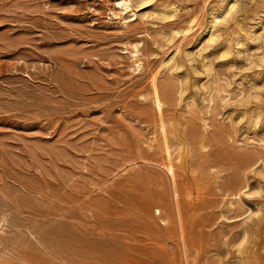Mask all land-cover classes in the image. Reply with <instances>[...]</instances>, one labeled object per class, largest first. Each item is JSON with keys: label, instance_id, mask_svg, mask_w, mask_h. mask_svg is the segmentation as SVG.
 <instances>
[{"label": "rangeland", "instance_id": "1", "mask_svg": "<svg viewBox=\"0 0 264 264\" xmlns=\"http://www.w3.org/2000/svg\"><path fill=\"white\" fill-rule=\"evenodd\" d=\"M261 57L264 0H0V264H264Z\"/></svg>", "mask_w": 264, "mask_h": 264}, {"label": "bare ground", "instance_id": "2", "mask_svg": "<svg viewBox=\"0 0 264 264\" xmlns=\"http://www.w3.org/2000/svg\"><path fill=\"white\" fill-rule=\"evenodd\" d=\"M137 1V0H136ZM140 1V0H139ZM142 1V0H141ZM139 4V3H138ZM233 5V4H232ZM231 6V5H230ZM235 6V4L233 5V7ZM232 7V8H233ZM230 8V7H229ZM227 9V8H226ZM229 10V9H228ZM236 10V9H235ZM227 14H228V12H226ZM233 14V13H232ZM226 16V15H225ZM232 17V16H231ZM230 17V19H232ZM164 18V17H163ZM226 18V17H225ZM235 18V17H234ZM229 19V18H228ZM217 20V19H216ZM227 20V19H226ZM235 20V19H234ZM233 20V21H234ZM216 22V21H215ZM214 22V23H215ZM222 22V21H221ZM222 25V24H221ZM227 25V24H226ZM256 34V33H255ZM174 35V34H173ZM213 33L210 35L211 37H209L210 39H212V37H213ZM260 35L261 34H259V37H260ZM257 36V35H256ZM258 37V36H257ZM256 38V37H255ZM214 39H215V36H214ZM169 40H171V39H169ZM211 41V40H210ZM209 41V44L211 43ZM213 41V40H212ZM224 52H226L227 53V51L225 50ZM224 52H223V54H224ZM225 53V54H226ZM191 54V53H190ZM227 54H229V53H227ZM188 56V55H187ZM192 56V55H191ZM189 57V56H188ZM225 57V56H224ZM262 58V57H261ZM264 58V57H263ZM262 58V59H263ZM194 59V58H193ZM183 60V59H182ZM193 62V61H192ZM263 63H264V61H263ZM179 67V66H178ZM198 72V71H197ZM155 78H157V77H155ZM257 83V82H256ZM225 85V84H224ZM264 87V86H263ZM263 87H262V89H263ZM162 89V88H161ZM183 89H184V86H183ZM258 90V89H257ZM222 91H223V89H222ZM221 91V92H222ZM225 92V91H224ZM256 92V91H255ZM153 93H154V100H155V103H157V106H161V104H163V103H161V92H160V87L158 86V83L157 82H154L153 83ZM258 93V92H257ZM256 93V94H257ZM258 94H261L260 92L258 93ZM261 97V96H260ZM213 98V97H212ZM257 99H258V95H257ZM245 100V99H244ZM254 100V99H253ZM256 101H258V100H256ZM238 103H239V101H237ZM246 102V101H245ZM249 103V102H248ZM237 104V103H236ZM243 105V104H242ZM257 105V104H256ZM160 108V107H159ZM260 108V107H259ZM256 124V123H255ZM254 125V124H253ZM164 126V125H163ZM162 126V127H163ZM255 126V125H254ZM163 129H164V127H163ZM164 131H165V129H164ZM174 132V131H173ZM165 139V138H164ZM261 151V150H260ZM259 151V152H260ZM258 153V152H257ZM262 153V152H261ZM253 154V153H252ZM263 154V153H262ZM262 154H260V155H262ZM262 156H263V158H262ZM262 156H260V157H258V155H257V157L258 158H256L251 164H260V166H261V164H263L264 165V155H262ZM253 157V156H252ZM252 159V158H251ZM247 164V163H246ZM248 164H249V162H248ZM250 166V165H249ZM171 167V166H170ZM257 167H258V165H257ZM171 171H172V173H174V166L172 165V167H171ZM262 173V172H261ZM264 177V176H263ZM240 179V178H239ZM236 184H238L237 182H236ZM221 185V184H220ZM248 185V184H247ZM222 186V185H221ZM233 187L235 186V184L234 185H232ZM237 186V185H236ZM239 186V185H238ZM237 188V187H236ZM239 189H237L236 191H234V189L233 188H230L229 187V191H230V193H232L231 195H233V194H239L240 192H238V191H240V187H238ZM224 189H227V188H224ZM231 189H233V191L231 190ZM227 191H228V189H227ZM259 191V190H258ZM245 193H246V191H245ZM250 193V192H249ZM254 193H255V191H254ZM227 194V193H226ZM246 195H247V193H246ZM238 197H241L240 195L238 196ZM237 197V198H238ZM248 197V196H247ZM259 199V198H258ZM239 200V199H238ZM261 200V199H260ZM233 203V202H232ZM236 203V202H235ZM244 203V202H243ZM240 204V203H239ZM234 206V208L235 207H237V206H235V205H233ZM237 208H239V207H237ZM229 209H230V207H229ZM233 209V208H232ZM242 209V208H241ZM240 209V212H241V214L243 215L244 213L242 212V210ZM236 210V215L235 216H238L239 217V214H237L238 212H239V210L238 209H235ZM249 210V209H248ZM260 210H261V207H260ZM260 210H259V213H260ZM233 211V210H232ZM244 211V210H243ZM246 211H247V209H246ZM239 212V213H240ZM235 213V212H234ZM263 214H264V212H263ZM241 216V215H240ZM232 217V216H231ZM237 217V218H238ZM242 218V217H241ZM257 218H259V217H257ZM253 219V218H252ZM251 219V220H252ZM260 220H261V218L260 219H257V220H254L255 221V223L254 224H256V225H260L259 224V222H260ZM262 223V222H261ZM256 225H255V227H256ZM263 226V225H262ZM252 228H253V225H252ZM260 228V227H259ZM249 229H251V227L249 226V227H245V229H244V233L245 234H248L247 236L249 237ZM254 229V228H253ZM262 229H263V227H262ZM252 230V229H251ZM253 231V230H252ZM251 231V232H252ZM255 231V230H254ZM260 230H257V233L259 232ZM237 233V232H236ZM235 233V234H236ZM253 233V232H252ZM251 234V233H250ZM256 234V233H255ZM255 234H253V235H255ZM240 235V234H239ZM241 235H242V232H241ZM232 236V235H231ZM238 236V235H237ZM243 236V235H242ZM236 237V236H235ZM239 237V236H238ZM246 237V236H245ZM247 237V238H248ZM243 238V237H242ZM229 239H231V238H229ZM243 239H245V238H243ZM250 239V238H249ZM234 240V239H233ZM237 240H238V238H237ZM248 240V239H247ZM260 240V239H259ZM246 241V240H245ZM231 242V241H230ZM242 242H244V241H242ZM241 243V242H240ZM262 243V242H261ZM240 245V244H239ZM251 245V244H250ZM242 246V245H241ZM238 249H239V246H238ZM246 249V248H245ZM243 258V257H242ZM247 258V257H246ZM245 260V259H244ZM258 260V259H257Z\"/></svg>", "mask_w": 264, "mask_h": 264}]
</instances>
